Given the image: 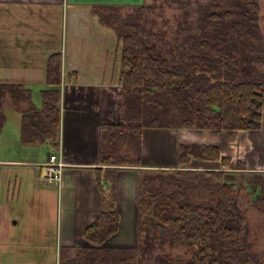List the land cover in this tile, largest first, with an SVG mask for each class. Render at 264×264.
<instances>
[{
    "label": "crops",
    "instance_id": "0c3cea01",
    "mask_svg": "<svg viewBox=\"0 0 264 264\" xmlns=\"http://www.w3.org/2000/svg\"><path fill=\"white\" fill-rule=\"evenodd\" d=\"M121 4L122 0H0L1 84L23 85L30 92L31 105L40 111L41 93L48 88L47 61L54 54L61 57L59 129L55 143L23 144L21 114L29 105L15 104L9 97L3 104L6 121L0 134V205L6 209L1 221L5 227L15 217L14 213H24L27 234L11 243L17 253L29 249L38 255L51 249L45 247V241L54 215L57 224L52 248L59 262L61 249L93 247L84 238L85 230L111 205L118 211L119 226L102 247H135L138 198L144 173H264V102L262 126L258 131L212 133L144 128L140 133V166L102 164V127L127 126L130 122L122 121L120 115L121 44L115 40L110 57L105 49L108 45L105 25L93 11L118 8ZM74 30L82 33L88 30L91 37L85 40ZM67 31L80 42L64 43L63 34ZM116 57L117 67L107 69L111 62L114 66ZM5 107L15 111L20 120L19 128L13 126L10 134L4 132ZM180 145L216 147L221 158L229 161L223 166L220 161L190 159L181 165ZM46 152V156L42 155ZM50 155H56L63 163L59 183L49 184L41 178V167ZM15 218L13 224L17 225L20 219ZM31 227L36 230L33 234Z\"/></svg>",
    "mask_w": 264,
    "mask_h": 264
},
{
    "label": "trees",
    "instance_id": "16d2710c",
    "mask_svg": "<svg viewBox=\"0 0 264 264\" xmlns=\"http://www.w3.org/2000/svg\"><path fill=\"white\" fill-rule=\"evenodd\" d=\"M235 1L243 10L244 43L234 38L215 42L204 38L193 43L191 55L185 61L177 62L157 54L136 31L118 36L121 120L137 125L102 127V164L140 166V133L144 128L212 133L261 129L264 78L254 57L258 52L255 43L261 41L256 26L259 6L257 0ZM60 82L61 57L54 54L46 64L48 88L41 93L40 111L31 105L30 92L23 85L0 83V134L6 121L3 104L9 97L15 104L29 105L21 114V142L55 143ZM118 142L127 145L126 152L117 153L114 146ZM190 159L220 161L223 166L229 161L221 158L216 147L180 145L179 163L186 165ZM172 174L166 176L171 183L161 179L155 187L141 179L138 236L143 226L149 225L172 242L195 247L190 260L166 264H258L243 249L240 228L243 220L237 205L239 191L229 172L174 171ZM261 177L260 185L264 187V175ZM188 183H194L198 191L214 198V203L191 199L186 191ZM118 226L119 214L111 205L85 230L84 238L95 246L80 249L86 264L96 261L125 264L136 258L141 252L139 246L102 248ZM68 251L61 249L60 256Z\"/></svg>",
    "mask_w": 264,
    "mask_h": 264
},
{
    "label": "rangeland",
    "instance_id": "374dc122",
    "mask_svg": "<svg viewBox=\"0 0 264 264\" xmlns=\"http://www.w3.org/2000/svg\"><path fill=\"white\" fill-rule=\"evenodd\" d=\"M257 3L259 13L256 26L261 41L255 43L258 52L254 54V57L257 60L258 72L264 78V0H257ZM241 8L235 0H138L136 2L122 0V4L118 8L96 9L93 12L98 15L96 16L98 21L105 25H103L105 27L104 37L108 42L105 49L110 57L113 56L114 43L118 36L136 31L157 54L178 62L185 61L191 55L193 43L204 38L213 42L234 38L238 43H244L243 25L245 22ZM74 31L80 33L85 40L91 37L88 30H84L83 33ZM66 40L70 44L80 42L79 39H74L71 32L68 31L63 34V42L65 43ZM110 43L112 46L109 45ZM118 50L119 47H117L116 52ZM110 61L112 60L110 59ZM106 67L114 70L117 67V57L116 61L114 59V66L111 62ZM117 80L116 78V82ZM36 98L40 104L39 93H36ZM4 111L7 119L4 132L10 134L13 126L19 128V115L15 111H11L10 107H5ZM127 124H129L127 126L137 125ZM126 146L124 143L118 142L114 148L116 147L117 153L122 154ZM42 155L46 156L47 152ZM172 173L149 172L144 173L142 179L146 180L147 185L155 187L159 185L161 179L171 183L172 180L170 181L166 176L173 175ZM157 174H163V176L158 177ZM229 174L239 191L237 205L243 220L240 227L243 249L247 254L253 256L258 264H264V187L260 185V178L264 173L229 172ZM173 178L175 179V177ZM186 191L195 202L214 203L215 201L209 195L198 191L194 183H188ZM0 194H2L1 187ZM0 198L2 199V197ZM4 209L6 208L0 205V244H2L0 245V264H69L70 262L86 264L83 260L85 254L80 251L82 248L70 249L68 254L60 256V262L58 256L53 254L52 245L55 241L57 224L55 215L53 223L50 224L47 231L49 238L45 241V247H51V249L42 250L43 252L38 255L33 251L29 252V249L26 253H17L11 243L27 234V224L25 221L23 222L24 213H14L15 217L20 219L19 224H13L17 219L14 217L4 227V222L1 221ZM35 214L36 210L33 211V217H36ZM35 231L31 227L30 233L33 234ZM137 246L141 252H138L133 261L125 264L186 262L191 259L196 251L195 247L172 242L168 238L162 237L149 225L143 226L135 247ZM94 247L93 245L91 248ZM94 264L104 263L96 261Z\"/></svg>",
    "mask_w": 264,
    "mask_h": 264
},
{
    "label": "built area",
    "instance_id": "2783aa9c",
    "mask_svg": "<svg viewBox=\"0 0 264 264\" xmlns=\"http://www.w3.org/2000/svg\"><path fill=\"white\" fill-rule=\"evenodd\" d=\"M63 163L56 155H50L48 161L42 165L41 178L46 183H59L61 179Z\"/></svg>",
    "mask_w": 264,
    "mask_h": 264
}]
</instances>
